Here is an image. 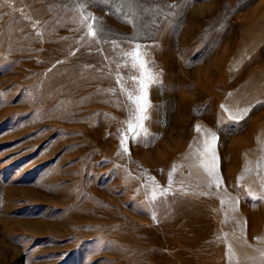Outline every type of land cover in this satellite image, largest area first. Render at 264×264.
Segmentation results:
<instances>
[{
  "label": "rangeland",
  "instance_id": "rangeland-1",
  "mask_svg": "<svg viewBox=\"0 0 264 264\" xmlns=\"http://www.w3.org/2000/svg\"><path fill=\"white\" fill-rule=\"evenodd\" d=\"M262 184L264 0H0V264H264Z\"/></svg>",
  "mask_w": 264,
  "mask_h": 264
},
{
  "label": "snow or ice",
  "instance_id": "snow-or-ice-1",
  "mask_svg": "<svg viewBox=\"0 0 264 264\" xmlns=\"http://www.w3.org/2000/svg\"><path fill=\"white\" fill-rule=\"evenodd\" d=\"M85 19H89V18L85 17ZM91 19L95 20L96 18L91 17ZM86 26L89 28L90 34L95 36L96 33L92 31V25H86ZM127 55H129L132 58L133 68H139L142 70L145 69L146 61H142L140 59L139 46H136V48L132 52L128 53ZM143 77H146L149 81H153V82L155 79L153 75L147 73L146 71L142 72V78L138 81V87L140 89V93L142 94H137L135 97H133L132 95H129V99L132 100V103L135 106L132 109H130L132 113V118L127 122L128 130L133 131L134 127H138L140 129V131H138L136 135L133 136L134 140L137 139V137L140 136L141 133H143L144 135L147 134V130L145 129L144 123H143L145 120L149 118L147 115V107H148L147 85L144 83ZM133 121H135V124L133 123ZM199 128L200 126L197 125L196 126L197 131H199ZM211 139L212 141H215L216 137L214 134H212ZM126 142H127V137L122 135L121 140H120V147L123 153L128 152V148L126 147ZM205 155L209 157V163L205 165L207 174L209 177H211L209 187H211V185L215 183L216 187L219 188L221 186L222 181L216 175V162H217L218 157L215 155L214 151H206ZM169 178H170V183H171V173L169 174ZM262 187H264V184H262ZM164 191L166 192L167 189H165ZM259 198L264 199V196H261ZM261 255L264 256V253H262Z\"/></svg>",
  "mask_w": 264,
  "mask_h": 264
}]
</instances>
